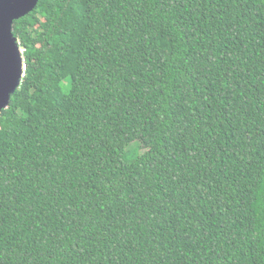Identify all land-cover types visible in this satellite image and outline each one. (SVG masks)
Listing matches in <instances>:
<instances>
[{"label": "trees", "instance_id": "1", "mask_svg": "<svg viewBox=\"0 0 264 264\" xmlns=\"http://www.w3.org/2000/svg\"><path fill=\"white\" fill-rule=\"evenodd\" d=\"M13 32L0 264H264V0H39Z\"/></svg>", "mask_w": 264, "mask_h": 264}, {"label": "water", "instance_id": "2", "mask_svg": "<svg viewBox=\"0 0 264 264\" xmlns=\"http://www.w3.org/2000/svg\"><path fill=\"white\" fill-rule=\"evenodd\" d=\"M39 0H0V112L7 108L10 96L22 80L23 55L13 33L16 19L30 13Z\"/></svg>", "mask_w": 264, "mask_h": 264}, {"label": "built area", "instance_id": "3", "mask_svg": "<svg viewBox=\"0 0 264 264\" xmlns=\"http://www.w3.org/2000/svg\"><path fill=\"white\" fill-rule=\"evenodd\" d=\"M27 65H26V62H25V59H24V61H23V68H22V77L25 75V72H26V67Z\"/></svg>", "mask_w": 264, "mask_h": 264}, {"label": "rangeland", "instance_id": "4", "mask_svg": "<svg viewBox=\"0 0 264 264\" xmlns=\"http://www.w3.org/2000/svg\"><path fill=\"white\" fill-rule=\"evenodd\" d=\"M20 134H21L22 136H24V135H26V131L22 128V129H20Z\"/></svg>", "mask_w": 264, "mask_h": 264}, {"label": "clouds", "instance_id": "5", "mask_svg": "<svg viewBox=\"0 0 264 264\" xmlns=\"http://www.w3.org/2000/svg\"><path fill=\"white\" fill-rule=\"evenodd\" d=\"M19 41V40H18ZM19 44H20V42H19ZM21 49H22V55H23V61H24V48L21 46ZM23 78V77H22ZM22 81V80H21Z\"/></svg>", "mask_w": 264, "mask_h": 264}, {"label": "flooded vegetation", "instance_id": "6", "mask_svg": "<svg viewBox=\"0 0 264 264\" xmlns=\"http://www.w3.org/2000/svg\"><path fill=\"white\" fill-rule=\"evenodd\" d=\"M14 24V23H13ZM14 33V32H13Z\"/></svg>", "mask_w": 264, "mask_h": 264}]
</instances>
